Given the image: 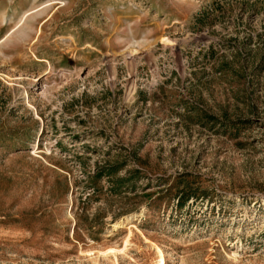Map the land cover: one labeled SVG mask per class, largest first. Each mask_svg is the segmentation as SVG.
Returning a JSON list of instances; mask_svg holds the SVG:
<instances>
[{"label": "rangeland", "instance_id": "obj_1", "mask_svg": "<svg viewBox=\"0 0 264 264\" xmlns=\"http://www.w3.org/2000/svg\"><path fill=\"white\" fill-rule=\"evenodd\" d=\"M2 11L0 264H264V0Z\"/></svg>", "mask_w": 264, "mask_h": 264}, {"label": "bare ground", "instance_id": "obj_2", "mask_svg": "<svg viewBox=\"0 0 264 264\" xmlns=\"http://www.w3.org/2000/svg\"><path fill=\"white\" fill-rule=\"evenodd\" d=\"M41 9H42V8H41ZM39 10H40V9H39ZM39 10H37L36 13H37ZM5 14H6V11H2V12H0V15H5ZM24 15H25V14H24ZM28 16H29V14H28ZM28 16H27L26 18L23 16L24 18L21 19V20H22L21 23L23 24V23L25 22V26H26V22H27L26 19H29ZM35 17H36V16H35ZM4 19H5V18H4ZM2 20H3V19H2ZM14 20H17V19H14ZM19 21H20V20H19ZM20 26H21V25H20ZM18 27H19V26H18ZM18 29H19V28H18ZM12 30H13V29H12ZM16 30H17V29H16ZM16 30H14V32H17ZM10 32H11V33H10V36H12V35H13V32H12V31H10Z\"/></svg>", "mask_w": 264, "mask_h": 264}, {"label": "trees", "instance_id": "obj_3", "mask_svg": "<svg viewBox=\"0 0 264 264\" xmlns=\"http://www.w3.org/2000/svg\"><path fill=\"white\" fill-rule=\"evenodd\" d=\"M187 198H188V195L184 196V198H182L181 200H180V197H179V200H178L179 204L182 205Z\"/></svg>", "mask_w": 264, "mask_h": 264}]
</instances>
